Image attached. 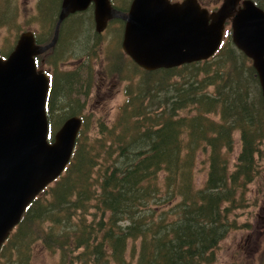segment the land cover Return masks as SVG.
<instances>
[{"label": "trees", "instance_id": "trees-1", "mask_svg": "<svg viewBox=\"0 0 264 264\" xmlns=\"http://www.w3.org/2000/svg\"><path fill=\"white\" fill-rule=\"evenodd\" d=\"M228 39L205 62L153 72L132 64L143 74L137 95L126 86L116 120L98 121L95 136L79 115L82 127L64 173L26 208L0 256L40 242L59 251V264L213 263L232 227L230 211L262 174L264 99L251 62ZM51 69L47 118L55 132L65 116L78 113L89 84L80 73L73 82L71 73ZM61 84L73 102L59 96ZM235 132L240 151L230 169ZM198 154L207 165L201 186Z\"/></svg>", "mask_w": 264, "mask_h": 264}, {"label": "water", "instance_id": "water-1", "mask_svg": "<svg viewBox=\"0 0 264 264\" xmlns=\"http://www.w3.org/2000/svg\"><path fill=\"white\" fill-rule=\"evenodd\" d=\"M91 4L95 32L115 17L125 21L122 50L146 72L208 60L229 21L231 42L251 61L264 99V12L251 0H222L213 12L196 0H133L127 15L109 0H62L51 43L35 46L32 35L23 33L8 57L0 58V249L26 208L64 171L81 127V119L71 117L48 142V79L36 71L33 57L53 47L67 16Z\"/></svg>", "mask_w": 264, "mask_h": 264}, {"label": "rangeland", "instance_id": "rangeland-1", "mask_svg": "<svg viewBox=\"0 0 264 264\" xmlns=\"http://www.w3.org/2000/svg\"><path fill=\"white\" fill-rule=\"evenodd\" d=\"M202 1L209 5V8H213L214 5L220 7L222 2V0ZM257 1L264 6V0ZM35 2L36 0H11L0 4V46H6L7 53L13 47L12 41L16 33L15 30L21 33L27 28L29 30L37 29L39 24L44 34H46L45 26L54 29L57 12L53 11L56 9L59 0L42 1L43 5L45 3L48 5L45 4L47 8L44 10L41 21L36 16ZM3 14L10 16L14 14L13 23L9 25L8 30H4L6 25L1 24V22H5V15ZM72 22L71 36H69V23L63 27V30L67 31L68 34L66 45L69 49H63V52L56 56L51 51L46 56H41L40 60L44 61L47 68L54 66L60 75L67 72L71 73L73 82L78 81V73L88 81L89 88L85 95L80 94V101L77 103L80 108L76 106L74 109L78 110V113L71 116L82 115L87 119V126L91 128L89 134L95 136L98 121L111 125L116 120L117 114L126 101L124 93L126 86L131 89L133 94L137 95L138 85L143 79V74L133 69L131 65L135 64L121 52L122 31H120V26L116 28V24H110L101 34L95 32L93 6L77 15ZM225 26L227 31L230 30L229 22ZM39 37L43 40L41 36ZM51 37L52 33L46 34L45 39L49 40ZM67 38L72 40H68V42ZM228 40L227 38L223 46ZM231 45L234 47L232 43ZM55 53H57V48ZM71 54L77 56L73 57ZM61 86L64 87L63 90L58 91L59 96H65V93L66 98L73 102L67 95L69 94V91L66 90L67 86L63 84ZM80 91L83 92L84 89L80 88ZM56 99L59 100L60 97ZM69 110H71L70 106ZM185 113L189 116L195 114L192 109H187ZM71 116H65V118ZM209 117L213 120L218 119L214 114H210ZM61 119L62 116L59 121ZM233 140V151L229 158L230 169H232L231 167L240 151L238 132L234 133ZM260 153L261 159H258V163L262 174L248 184L245 201L241 205L235 204V208L231 207L232 210L227 219L232 227L229 228L213 251L214 261L211 264H261L264 262V143L260 146ZM205 161L206 155H197L194 169L197 186L203 184L207 175ZM59 256L58 250L57 252L48 251L40 242H34L29 248L16 247L14 253L9 256H0V264H17L18 259L22 262L20 264H59Z\"/></svg>", "mask_w": 264, "mask_h": 264}, {"label": "flooded vegetation", "instance_id": "flooded-vegetation-1", "mask_svg": "<svg viewBox=\"0 0 264 264\" xmlns=\"http://www.w3.org/2000/svg\"><path fill=\"white\" fill-rule=\"evenodd\" d=\"M11 0H0V4L1 3H7V2H10ZM133 0H110V6L112 7L113 10H115L116 12H119L120 15H127L129 9H130V6H131V3H132ZM184 0H168L169 3L171 4H174V3H181L183 2ZM61 2L62 0H59V3L57 4V7L56 9L53 11V12H57V17H56V22H57V19H58V15H59V11H60V7H61ZM196 3L201 7V8H206L208 11H213L214 9H216L218 6L214 5L212 6L213 8H209L210 6L205 4L202 0H196ZM46 5H48V3H45ZM45 4L43 5L41 3V0H36L35 4H34V7L36 9V16H37V19H39L40 21L43 19V13H44V10L45 8ZM92 8V4L89 6V8ZM88 8V9H89ZM5 15V22H1L2 25H6V27L4 28V30H8L9 29V25H11L13 23V15L14 14H11V16L9 14H3ZM77 17V13L75 14H71L69 16H67L60 24V27H59V31H58V34H57V39H56V43L54 45V47L52 49H50L49 51L47 52H44L43 54L37 56L35 58V62H36V67H37V71L40 72L41 74H46L48 75L49 74V77H51V81H52V75H51V67L50 68H47L46 67V64L44 63V61H41L40 58H42L41 56H46L47 53L53 51L52 53L56 55L60 54L61 52H63L62 50L63 49H69V47H67L66 45V37H67V31H64L63 30V27L66 23H69V26L70 27V31H69V34L72 32V26H73V20ZM3 19V18H2ZM56 22H55V25H56ZM110 24H116V28H120V31H122V36H123V31H124V26H125V21L120 18V17H115L111 20L108 21L107 23V27L110 26ZM55 25H54V29H55ZM106 27V28H107ZM54 29H53V32H52V37L51 39L53 38V35H54ZM106 30V29H105ZM119 30V29H118ZM16 33L13 37V47L15 46L17 40L19 39L20 35L23 34V33H29L33 36L34 38V45H37V46H45L46 44H48V42L51 41V39H45L46 37V34H44V32L42 31V28H41V25L39 24L37 29H31L29 30L28 28L25 29V31L23 32H18L17 30H15ZM72 34H70L69 36H71ZM41 36L43 38V40L39 37ZM37 37H39L40 39H37ZM68 39V38H67ZM121 46V44H120ZM13 47L11 49V51L13 50ZM57 48V53H55V50ZM122 50V49H121ZM7 53V47L6 46H3L1 45L0 46V56L5 58L7 57L10 53ZM122 52V51H121ZM73 57L77 56L76 54H71ZM128 58V57H127ZM139 68V67H137ZM140 69V68H139ZM141 70V69H140Z\"/></svg>", "mask_w": 264, "mask_h": 264}, {"label": "bare ground", "instance_id": "bare-ground-1", "mask_svg": "<svg viewBox=\"0 0 264 264\" xmlns=\"http://www.w3.org/2000/svg\"><path fill=\"white\" fill-rule=\"evenodd\" d=\"M54 10H55V9H54ZM52 39H53V38H52ZM51 41H52V40H51ZM50 43H51V42H50ZM55 43H56V41H55ZM55 43H54V45H55ZM54 45H53V46H54Z\"/></svg>", "mask_w": 264, "mask_h": 264}]
</instances>
